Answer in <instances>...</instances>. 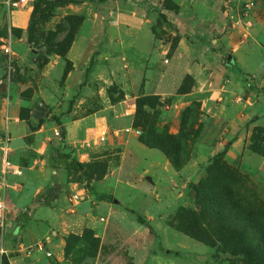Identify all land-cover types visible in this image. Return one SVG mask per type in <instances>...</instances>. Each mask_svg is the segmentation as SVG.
I'll list each match as a JSON object with an SVG mask.
<instances>
[{"label": "crops", "instance_id": "crops-1", "mask_svg": "<svg viewBox=\"0 0 264 264\" xmlns=\"http://www.w3.org/2000/svg\"><path fill=\"white\" fill-rule=\"evenodd\" d=\"M239 2L71 3L67 9L83 14L84 22L66 55H53L44 67H28L25 72L20 55L28 53L25 32L33 0H0V86H6L0 96V146L8 131L11 159L23 168L22 175L4 174L0 156V202L5 205L0 210V264L3 256L11 264H73L66 253L68 237L87 229L98 231L101 218L113 212L105 198L124 196V185L133 186L131 181L124 183L127 159L160 150L142 142L134 125L141 95L159 97L166 111L164 122L174 132L180 128L182 111L199 102L218 125L213 138L217 140L199 144L204 152L226 149L229 163L264 176V153L249 148L254 130L264 128V33L251 17L244 20L250 22L247 27L235 23ZM8 39L20 74L25 75L22 81L13 79L9 93L1 50ZM111 85L122 90L118 99L110 96ZM29 87L32 96L22 97L21 91ZM168 99L170 104L165 103ZM57 127L63 130L62 141L54 135ZM104 132L106 139L101 141ZM105 148L120 150L115 171L91 181V189L71 179L67 160L88 163ZM196 159L186 170L205 158ZM150 166L171 185L173 167L166 156ZM149 173L146 167L140 175ZM151 177L148 185H135L142 196L146 186H155ZM74 192L84 195L77 204L69 199ZM141 247H135V264L181 263ZM111 264L124 260L115 258Z\"/></svg>", "mask_w": 264, "mask_h": 264}, {"label": "rangeland", "instance_id": "rangeland-1", "mask_svg": "<svg viewBox=\"0 0 264 264\" xmlns=\"http://www.w3.org/2000/svg\"><path fill=\"white\" fill-rule=\"evenodd\" d=\"M85 1L94 0H52V3L48 0H33L34 15L30 24L33 29L30 31L28 27L25 32L28 53L25 57L20 55L26 67L25 72L28 67H44L53 55L65 56L71 38L84 22V15L70 12L67 5ZM248 2L254 3L248 18H253L264 33V0H240L235 7V23L241 24L238 18ZM66 66L69 67L70 64L67 63ZM20 73L18 71L13 79L24 80L25 75ZM32 90V87L22 90V97L30 98ZM5 91L6 86L2 82L0 96ZM109 92L113 99L122 96L118 85H111ZM140 97L144 100L148 96ZM153 97L152 106L142 103L137 113L139 126L136 128L140 130V139L143 136L152 137L153 132L180 134L186 126L183 124V112L188 107L196 109V119L192 121L195 124L187 125V130L192 129L197 136L183 143L180 158L185 163L178 168L172 157L162 149L148 150L153 152L146 155H131L124 163V183L131 181L133 186L124 185V196L110 195L105 198L113 204V212L98 223V231L87 229L78 237L68 238V258L73 264H111L115 258L124 260V264H135L134 255L142 246L141 248L148 247L150 251L162 256L179 259L180 264H264L262 260H257L256 263L250 255L249 258L246 257L241 252V243H238L241 233L248 236L252 247L260 248L264 253V176L229 163L225 153L218 157V153L226 152V149L213 154L212 151L204 152L199 144L213 140L218 133V125L202 110L201 105L193 103V106L186 107L180 114V128L174 132L170 123L164 122V104L158 96ZM170 102V99L165 101L166 104ZM215 140L217 139L213 141ZM249 148L264 153V128L254 130ZM64 155L67 159L71 156L70 152ZM97 155L84 164L74 159L67 160L66 166L71 179L80 180L91 189V181L115 171L120 163L118 148H105ZM164 155L173 167L171 173L174 180H171V185L167 183L163 173L160 178L157 173L155 175L152 172L153 167L150 166ZM199 157L205 159L186 170V166L193 164L194 159L198 160ZM244 160H247V156ZM218 161L224 167L216 163ZM146 167L150 168L149 176L140 175ZM231 170L237 172V177L233 176L234 172ZM151 176L156 180L155 186H146L144 197L143 192L140 193L135 185L140 181L143 184L149 183L148 177ZM188 212L200 217V221L187 226L184 213ZM140 215L147 220V225L139 220ZM221 226L230 232L225 236V241L219 237ZM202 227L206 231L204 234ZM1 264L11 263L8 257L3 256Z\"/></svg>", "mask_w": 264, "mask_h": 264}, {"label": "trees", "instance_id": "trees-1", "mask_svg": "<svg viewBox=\"0 0 264 264\" xmlns=\"http://www.w3.org/2000/svg\"><path fill=\"white\" fill-rule=\"evenodd\" d=\"M71 1H75V2H81L83 0H71ZM48 2L52 3V0H48ZM33 15H34V11H33ZM33 18V16H32ZM32 21V20H31ZM31 24V23H30ZM29 30L31 31L33 29L32 25H29ZM76 34L71 38L70 40V44L66 50V53L70 47V45L72 44V41L74 40ZM65 53V55H66ZM185 87H182V90H184ZM154 97L153 96H148L146 97V99H142L141 97H138L137 101H136V112H135V120H134V125L135 126H139V121L136 119L137 118V113L139 111V109L141 108V105L148 103L150 106H152L151 100H153ZM143 103V104H142ZM200 105L199 102H195L194 105ZM193 106V105H192ZM196 109L194 107H188L185 109V111L183 112V124L186 125L183 128V131L180 134H169V133H156L153 132L152 133V137H148V136H143L141 138V141L144 142L146 145L150 146V147H155V148H159L162 149L168 156L172 157V160L174 162V164L178 167L181 168L183 166V164L185 163V161H183L180 157L182 155V147H183V143L186 142L187 140L194 139L195 134H193L194 132L192 131V129H188L187 130V125H189L190 123L195 124L194 119H196V115H195ZM139 117V115H138ZM192 131V132H189ZM225 153V151L219 152L218 153V157H220L221 155H223ZM219 165L220 162H216ZM84 164V163H83ZM222 167H224V165H222ZM228 170V169H226ZM233 171V176L237 177V172L235 170H231ZM232 175V174H231ZM187 219V226L190 225H194L195 223H198L200 221V217L198 218L196 215H194V213L192 212H188V213H184ZM139 220L144 223V224H148L147 220L143 217V216H139ZM187 229V227H186ZM189 230V229H187ZM220 230V235L219 237L224 239L225 236L227 234H229V230H227L226 228H224L223 226H221ZM206 233L205 229L202 227V234ZM242 237H240V241L238 243H241L240 248H241V252L243 251V253L245 254V256L249 258V255L252 256L254 258L253 261H255L257 263V260H262L264 261V253L262 252V250L260 248H254L252 247V245H250L249 243V239L248 236H244L243 234L239 233ZM73 236H79V235H75L72 234L70 235L68 238H71ZM203 238H205L202 235ZM225 241V239H224ZM67 246H68V239H67V245H66V253H67ZM68 255V254H67Z\"/></svg>", "mask_w": 264, "mask_h": 264}, {"label": "built area", "instance_id": "built-area-1", "mask_svg": "<svg viewBox=\"0 0 264 264\" xmlns=\"http://www.w3.org/2000/svg\"><path fill=\"white\" fill-rule=\"evenodd\" d=\"M23 2H25L26 0H21ZM254 6L253 2H248L245 4L241 15L238 18V21L242 24L245 25V27L248 26V24L250 23L249 21L244 22L245 19H247L249 17L250 14V9ZM111 15V20L110 22L112 24L116 23V20L112 17V13H110ZM246 23V24H244ZM2 50L3 53L5 55V67H6V74L4 77L5 82L8 83V93H9V89H10V84L13 81V78L18 74V71H20V67L18 66V58H17V53L16 51L13 49L12 46V41L11 39H8L6 41L3 42L2 45ZM138 132H140L138 130ZM54 135L56 138H58L59 140H63V130L60 127H57L54 131ZM10 135L9 132L6 131V134L4 136V139L1 143L0 146V151H1V168H2V172L5 174L7 172H12L14 174L17 175H22L23 174V168L19 165H16L12 159H11V145H10ZM106 139V133H102V135L100 136V140L104 141ZM84 195L82 193H72L70 195V201L72 204H77L79 202H81L84 197ZM5 205L4 203L0 202V210L4 209ZM102 220H104L105 218L102 217Z\"/></svg>", "mask_w": 264, "mask_h": 264}]
</instances>
